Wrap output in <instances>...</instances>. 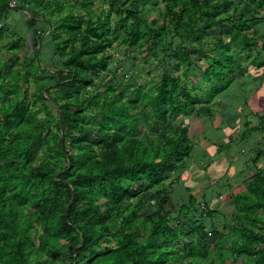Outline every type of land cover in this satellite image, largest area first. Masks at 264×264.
Segmentation results:
<instances>
[{"label":"trees","instance_id":"1","mask_svg":"<svg viewBox=\"0 0 264 264\" xmlns=\"http://www.w3.org/2000/svg\"><path fill=\"white\" fill-rule=\"evenodd\" d=\"M32 1L43 4V11L52 6L44 0ZM119 2L121 0H111V10L116 8L122 25L133 18L126 33L132 38L130 44H139L141 34L135 8H128L124 16L119 11ZM193 2L201 15L211 19L213 15L205 8L206 0ZM231 3L232 0L227 2ZM18 5L13 7L9 0H0V25L11 12L20 8ZM257 6H264V0L258 1ZM176 7L173 13L179 23L188 7L177 6V3ZM24 8L34 15L29 24L37 23L33 20L37 13L35 7L29 3ZM240 8V16L234 20L237 25L248 22L250 18L246 14L252 10L248 4ZM220 9L219 5H213L214 13ZM95 23L97 25L89 26V31H81L71 14L52 22V29L67 37L61 39L64 45L60 46L57 37L49 33L43 38L40 54L37 51L33 54L34 60L43 62L39 70L31 64L26 69V77L32 76L36 81L51 79L38 96L60 102L56 107L59 119L55 129H49L48 120L37 117L41 108L33 110L27 99L11 97L10 93H17L19 87L14 84L17 76L0 85V97L9 99L1 117L2 127L16 130L9 135L0 133V264H48L58 255L67 260V264H181L183 261L212 264L206 259L208 228L216 226L215 218L220 217L221 212L208 203L194 208L186 228L179 223L172 225L174 215L168 211L163 213L168 189L161 187L152 195L157 202L156 214L144 219L140 227L136 226L143 213V193L162 186L167 177L163 170L180 169L192 147L188 128L181 124L175 127L168 121L169 116H179L204 97L201 80L194 84L177 73L183 60L187 63L192 60L187 48L190 45L181 43L173 48V71H165L146 91L145 84H138L136 78L132 81L124 78L121 82L113 81L103 92L93 93L90 87L109 66L108 57L104 55L108 45L101 30L106 23L101 18ZM214 23L209 20L204 28H211ZM238 38L241 43L251 42L243 35H235L232 40ZM219 45V54L229 53L231 58H218L204 70L203 75L208 80H212V76L217 79L215 84L211 83L213 93L209 98L224 90L231 82L230 73L241 67L240 59L230 53V42L221 41ZM12 67L10 65L9 70ZM226 68L229 71H225ZM6 72L0 68V78ZM188 73L189 70L184 71ZM132 88L136 98L144 100L143 112L132 113L134 103L119 99L121 93ZM43 108L50 117L51 111L47 106ZM150 123L154 132L158 126L163 128L162 141L156 145L151 142L155 141L151 136L136 134L141 124ZM253 128L249 127L248 134L252 135ZM43 142L46 150L38 159L36 151L44 146ZM252 161H256L255 157ZM249 186L251 190L240 198L245 194L243 202L251 209H264V177L253 176ZM124 195L137 198L132 209L133 219L125 218L117 224L114 219ZM195 202L196 197L190 195L189 205ZM243 202L241 200L242 205ZM182 207L186 208L184 204ZM198 211H201V220ZM255 217L256 214L248 216V223L237 228L241 242L233 244L230 250L235 256L252 257L254 264H264V232L254 227ZM204 218H209V222ZM147 220H150L149 226H146ZM38 225L43 230L36 245L31 231ZM110 228L115 229L111 234ZM110 235L118 238L117 245L102 244L111 243ZM64 239L70 242L61 243ZM218 257L222 258V254Z\"/></svg>","mask_w":264,"mask_h":264},{"label":"rangeland","instance_id":"2","mask_svg":"<svg viewBox=\"0 0 264 264\" xmlns=\"http://www.w3.org/2000/svg\"><path fill=\"white\" fill-rule=\"evenodd\" d=\"M32 0H9L11 6L18 10L13 11L6 21L0 25V68L6 70L5 76L0 78V85L17 76V93H10L12 98L27 99L33 110L41 108L37 114L39 119L49 122V129H55L59 119L57 108L59 103L46 98L43 99L39 92H44L45 87L51 79L36 81L30 76L26 77V69L30 64L39 70L41 60L33 59L34 51L40 54L43 38L53 33L60 46L64 45L57 30L52 29V22L61 21L66 15H73L80 24L81 31H89V26L97 25L96 20L102 19L106 23L103 39L107 42L108 49L104 53L108 57L109 66L96 77V84L90 87L93 93L104 91L113 81L121 82L124 78H136L140 85H144V91L152 86L153 82L165 71H173L174 57L173 48L181 43L190 45L188 52L192 58L190 63L185 60L177 73H181L194 84L203 82L201 102L189 106L179 116H169L173 126L181 124L188 128V135L192 141L189 154L183 160L180 169L171 171L163 170L167 177L162 186L143 193L142 217L137 219V225L156 214V200L152 197L156 189L161 187L168 191L166 195L165 210L174 215L171 224L177 223L185 226L190 225V218L194 208H202L205 203L213 209H219L221 216L216 221V226L208 228L210 231L207 240L209 253L206 259L212 264H254L252 257L242 254L235 256L230 247L241 242L237 228L245 226L249 220L248 216L256 214L254 227L264 232V209L250 207L243 202V195L251 190V178L253 176L264 177V6H257L260 0H206V11L213 16L211 19L201 15L193 0H121L119 11L126 16L128 8H135V18L138 20L140 30L139 44H130L132 38L126 33L128 26H132L133 18L126 20L122 25L117 10L110 6L111 0H44L47 5H52L48 10H42L41 5ZM35 7L37 13L33 20L37 23L29 24L33 18L27 6ZM181 4L188 7L182 20L177 23L173 8ZM248 4L252 9L247 18L248 22L237 25L236 16H240V7ZM213 5L221 7L220 12H213ZM125 7V8H123ZM240 8V9H239ZM245 8V7H244ZM209 20L215 25L206 27ZM239 22V21H238ZM77 31V28H75ZM100 30V31H101ZM139 34V35H140ZM235 35L247 36L251 39L250 44L241 43L240 39L233 41ZM230 42V53L238 57L241 67L232 71L229 75L231 82L227 87L209 98L213 93L211 83L215 84L217 79L212 76L208 80L203 72L216 59H230L231 55L219 54L221 48L219 42ZM257 42V44H254ZM78 43V42H76ZM69 46V45H68ZM32 61V62H31ZM13 65L9 70V66ZM13 70L18 72L13 74ZM189 70L188 74H184ZM225 71H229L228 68ZM41 74V71H36ZM4 77V78H3ZM226 83V81L224 82ZM119 89L117 90V92ZM196 93V91H194ZM121 101L134 103L132 113H140L146 109L144 100H138L133 91L121 93ZM9 99L0 97V133L9 135L15 129L2 127V115L6 112ZM44 106H47L52 115L48 117ZM57 107V108H56ZM56 108V110H55ZM91 115V114H90ZM88 115V116H90ZM145 125V126H144ZM253 128L252 135L248 134L249 127ZM246 128H248L246 130ZM246 130V132H245ZM136 134L149 135L153 144L162 141L163 128L158 126L156 132L150 124H141ZM11 141L16 143L13 137ZM14 140V141H13ZM45 142L42 143V146ZM46 150V145L36 151V156L41 159L40 154ZM256 161H252V158ZM39 161V160H38ZM39 163V162H38ZM35 162V164H38ZM253 173V174H252ZM255 173V174H254ZM165 186V187H164ZM194 195L196 202L189 205V197ZM120 210L114 219L119 224L125 218H131L132 209L137 198L124 195L121 199ZM243 202V206L241 203ZM186 207H182L183 205ZM186 204V205H185ZM116 213V214H117ZM201 211H198L199 217ZM115 214V216H116ZM209 222V218H204ZM149 226L150 220L145 221ZM142 228H145L141 224ZM213 229V230H211ZM43 228L38 225L32 229V236L38 245V236ZM115 229L110 228V234ZM111 243L103 242V245H117V239L110 235ZM69 239L61 240V243H69ZM261 246L258 244V247ZM76 247L74 248V250ZM222 254V258L218 254ZM55 258V257H54ZM48 264H67L59 255L51 259ZM108 262V261H107ZM183 261L181 264H186ZM106 264L105 262H103ZM98 263V264H103ZM188 264V263H187Z\"/></svg>","mask_w":264,"mask_h":264}]
</instances>
